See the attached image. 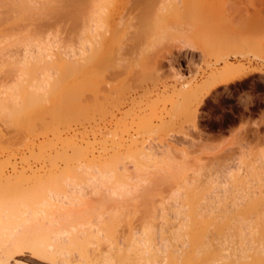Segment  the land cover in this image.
Segmentation results:
<instances>
[{"label": "rangeland", "instance_id": "374dc122", "mask_svg": "<svg viewBox=\"0 0 264 264\" xmlns=\"http://www.w3.org/2000/svg\"><path fill=\"white\" fill-rule=\"evenodd\" d=\"M105 1L107 11L102 9V15L106 27L102 36L106 38L102 37L103 47L94 44L102 50L97 52V47L93 54L86 51L85 55L81 50H86L92 0H27L28 3L25 0L26 6L22 0H0L1 96L28 90L29 86L21 87L25 83L21 79L27 74L20 72L27 53H32L28 58L32 63L38 60L43 63L40 70L46 74L35 71L38 79L51 74L53 78L49 77L58 81L59 57L64 54L66 57V52L65 59L77 55L72 59L86 65L61 87L48 79L50 88L54 86L53 92L46 86L49 91L45 87L48 91L44 92L45 102L21 111L25 117L14 121L17 127L3 118L0 120V134L4 135H0V172L4 170L0 182H6L5 175L6 179L15 175L17 178L10 176L11 185L17 183L19 191L27 194L37 186L34 173L43 175L53 166L52 169L66 171L72 165L83 169L94 164L89 168L96 170L118 157L121 159L117 163L123 164L130 157L141 159L143 152L155 151L158 156L166 153L172 167L168 168L167 163L168 169L154 171L147 166L144 173H139L140 178H134L137 172L131 173L134 179L123 181L129 185L124 193L127 195L119 198L106 188L100 194L87 188L83 197L86 208L102 211L104 219L110 222L109 214L119 210L115 214L121 215H113L112 236L103 238L99 246L96 243L90 246L105 252L118 240V245L115 244L118 247L121 244L120 249L124 247L120 250L122 254L131 237L144 238L142 229L151 225L155 228L156 244L159 240L165 243H161L165 253L159 257L161 251H157V262L148 258L153 264H171L172 260L174 264H220L226 258H230L226 259L228 264L235 261L264 264L263 245L255 232L259 229L256 225L264 222V55L260 45L264 41V0ZM165 9H170L167 17ZM192 10L207 21L197 40L198 47L182 48V42H176L167 33L149 34V27L158 24L161 17L169 21L178 13L188 14ZM45 50L54 51V56ZM88 53L95 57L92 59ZM231 63H242L250 73L215 86L201 102L192 99L194 87L211 83L213 75ZM101 70L103 73H98ZM74 94L80 96L71 99ZM90 103L92 115L88 114ZM132 160L124 162L130 168L124 172H133ZM22 174H26L25 179ZM21 178L31 179L26 183ZM10 182L7 180L9 187ZM190 218L197 221V226ZM240 231L244 234H239ZM191 234L193 238L197 234L193 240L200 247L206 244L201 248L205 250L203 254V250L198 254L200 249L190 240ZM117 246L114 251L118 253ZM205 248L213 249L214 254ZM193 249L196 251L192 253ZM132 252L130 255L123 251L130 256L135 253ZM136 257H127L123 262L136 264ZM19 258L28 264H49L27 251Z\"/></svg>", "mask_w": 264, "mask_h": 264}, {"label": "bare ground", "instance_id": "6f19581e", "mask_svg": "<svg viewBox=\"0 0 264 264\" xmlns=\"http://www.w3.org/2000/svg\"><path fill=\"white\" fill-rule=\"evenodd\" d=\"M22 1L24 2L25 6H26L25 0H22ZM30 1H32V0H30ZM104 1L105 0H92V2H91V11L89 13L90 17L88 16L90 18L89 19V21H90V23H89L90 24L89 25V27H90L89 28V36H88L87 40L85 39L86 42L84 45L86 46V50H84V49L81 50L82 53L83 52L85 53L86 51L92 53L93 50L96 51L95 48H97V47H98L97 49H99V50H97V52H99V51L101 52V50H102L101 49L103 47V44H102L103 42H101L102 37H103L102 31L105 30V27H106V22L103 19L104 13L102 15V12L106 8L104 6L107 5L106 1L104 4ZM164 1H166V0H164ZM169 1L175 2V1H179V0H169ZM169 1H166V2H169ZM26 2H27V0H26ZM171 5L173 6V10H174V4L172 3V4H170V6ZM175 6H176V4H175ZM102 9H104V10L102 11ZM169 10L170 9H167L166 13H165V11L163 12L166 14V17L168 16L167 11H169ZM105 11H107V10H105ZM161 12H162V10H161ZM165 14L163 15L164 18H166ZM159 20H161V21H159ZM156 22H157V20H156ZM206 22H207L206 19L201 15V13H198V12L192 10V12H189L188 14H184V13L179 14L178 13L177 15H174L173 18L169 21H168V19L162 20V17H161L160 19H158V24L155 23L156 25L154 27H152V26L149 27L148 31H149L150 35H160L161 33L170 34L176 39L175 40L176 42L177 41L182 42V48H185V47L196 48V47H198L197 40H199V38H201L200 37L202 35L201 33H203V32H201V30L203 31L205 29ZM203 26H204V28H203ZM165 34H164V36H165ZM95 42H97L98 45L100 44L99 46H102V47L99 48L98 45H94ZM260 45H261V49H262V52L264 55V41L263 40L260 43ZM40 48H41V46H40ZM201 49H204V47ZM28 50H29V48H28ZM47 50H45V53ZM51 50L49 52L48 51L47 52L49 53V56L51 55L53 57L54 55H52V54L54 51L51 52ZM41 53L42 52H40V55H41ZM66 53L68 55V52H66ZM90 53H88V54L91 57V55L93 53L92 54H90ZM78 54H80V53H78ZM88 54H87V56H88ZM30 55H29V53L26 54V56L24 58V60H26V62L23 60L26 64L24 65V68L22 67V70H20V72H22V74H27V76L28 75L30 76V78H29V76L27 77L26 75H24L23 79H21V80H23L21 83L25 82L23 85L24 87L23 86H21V87L25 88L26 86H29L28 88L26 87L28 90L26 92H18V94L16 91H14L16 93L15 94L11 90V92L10 91L9 92L10 93L13 92V94H9V95L6 94L7 96H3V95L1 96L0 95V120L3 118L5 120L9 121L10 123H13V125H16V123H14L15 120L20 121V120H22V118L25 117V115L22 114V112L24 110L31 108V107L33 108L34 106H40L42 104V102L44 101V92L46 91L45 87L49 86L48 84L50 83L49 82L50 80L53 81V79H51L49 77V75L51 76V74H47L48 77L46 75H41V74H46V73H42L40 70V69H42L41 65H43V63L40 64V60L35 61V63H32L30 60H28V58H30ZM67 55H66V57H67ZM85 55H86V53H85ZM64 56H65V54L63 55V57L58 56L60 58V60L58 59L59 60V63H58L59 68H56L57 70L59 69L58 70L59 72L61 70L60 76L58 74V71L56 70L59 78H61V79L59 80L58 76L56 75L58 81H56V80L53 81L55 83L57 82L59 84L58 86H60V87L63 86L66 83L65 80L68 77H71V75L73 76L75 72H76L75 74H77V71H83L80 69H83L84 68L83 66L85 65V62L83 65H80V64H78L79 60L77 62L76 59H72V58H76L77 55L76 56L75 55L70 56V54H69L70 57H68L67 59H65L66 57H64ZM93 56L95 57V54ZM58 57H56V58H58ZM90 57H88V58L90 59ZM94 57H91V58L93 59ZM236 57H237V55H236ZM50 58L51 57H49V59ZM80 59H82V58H80ZM92 59L88 60V61L91 62ZM51 60H52V58H51ZM24 62H23V64H24ZM44 65L46 66V64H44ZM97 65L99 66V64H97ZM45 66H44V68H46ZM99 67H101V65ZM53 68L55 69V67H53ZM46 69H43L42 71H44ZM37 70H38V72L40 70L39 73H41L40 74L41 77H39V78H41V79H38L37 78L38 76L36 77L34 75L35 71L37 72ZM101 72H102V70L98 73H101ZM248 73H250L249 69L247 70L245 65H243L242 63H240V64H232V63L226 64L223 69L219 70L218 73L213 75V80L210 81L211 83H204V84L201 83L202 85L193 88L194 91L192 90L193 91L192 99L196 98V100L198 99L197 101L201 102L203 100V98L207 94H209L211 89L214 88L215 86L220 85V84H228L229 82H232L236 79L245 77ZM42 76H45L47 78L42 79ZM181 77H178V78H181ZM48 79H50V80H48ZM17 84L15 86H18ZM20 84H19V87H20ZM47 87H46V89H47ZM52 87H54V86H52ZM49 88H50V86H49ZM51 88H50V90H51ZM90 90H92V88H90ZM48 91H46V92H48ZM51 91L53 92V90H51ZM69 92H71V91H69ZM189 93H191V92H189ZM75 95L77 97L80 96L79 94H74V96ZM188 95H190V94H188ZM76 96L74 98H71V97L70 98L75 99ZM77 99L79 100L81 98L79 97ZM91 101H92V98H91ZM92 105L93 104H91L89 106V112H88L89 115L93 114ZM192 109H190V110H192ZM193 117H195V115ZM39 124L41 125V123H39ZM15 127H17V125ZM108 132H110V131H108ZM104 134H107V132H105ZM0 135L4 136L3 133ZM110 140H112V139H110ZM103 150L104 149L102 148V151ZM159 154H161V153H159ZM61 156L63 157V155H61ZM131 156H133V155H131ZM263 156H264V153H263ZM69 157L67 158L65 156L64 158L70 159L72 161V159ZM105 157H103V158L105 159ZM113 157H115V156H113ZM74 158H75V156H74ZM130 158L133 159L134 157H130ZM119 159H121V158L118 157V160L113 161V163L112 162L111 163L110 162L109 163L108 162L103 163V164H105L104 166L100 165V167H103V169L101 168L102 169L101 170L100 167H98L99 170L96 169L98 171H96L95 169H91L92 167L95 166L94 164H93L94 166L92 164H91L92 166L90 164H87V166L85 165V167H84L85 170H86V167L87 168L91 167L88 170H86V172H84L85 171L84 168L83 169L79 168L80 169L79 170L77 167L74 168L75 166H73V165H72V167H70V168L68 167V169H67L66 166L69 165V164H67L66 166H64L66 168V171L64 169H60V170H62V172H61L58 169L59 170V172H58V170L56 168L52 169L54 167L53 166L52 168H50L49 171H47V172L45 171L44 172L45 174H43V175H41L42 173H39L40 175L34 173L35 176H32L34 174H28L29 176L31 175L32 177L35 178L34 182L37 183L36 184L37 186L33 189L34 191L29 190L31 193H28L29 192L28 191L27 194H24L25 193L24 191L23 192L19 191L20 186L16 187L17 183L15 185L12 184L13 186L11 185L12 182H10V180L12 178H10V176H12V174H10V176L8 175L9 176L8 179H6L7 175H5L6 177L4 179L6 180V182L4 183L3 182L4 180L1 181L2 183H4V185L2 186L1 182H0V185L3 188L2 189L0 187L1 188L0 189V199H1L0 200V202H1L0 203V264H10L12 262L17 263V264H28L25 260H22L21 258H19V256L22 254H25L26 251L29 253L30 256L37 258L38 260H41L43 262H47L49 264H127V262L125 263L123 261L127 257H132V256L133 257L137 256L135 258V259H138V262H136V264L141 263L143 261V259L147 260L144 262V264H151L154 260L157 262L158 261V259L156 258L157 254L161 251V253H159V255H158L160 257V254L165 253V251H164L165 246L161 247L165 243H162L163 242L162 241L161 242L163 244L162 245L161 243H159L160 242V240H159V242H157V244H156L155 238L157 236L155 235L156 234L155 228L153 229L154 226H151L150 224H149L150 226H147V227L144 226V228L142 229L143 230L142 232L145 234L144 238L133 236V237H131L132 239L130 238L131 239L130 241L128 240L130 243L127 244V246L125 247V249L127 248L128 251L125 249L123 251H125L126 253H129L130 255H131V251L135 252L134 255H132V256H130L128 254L126 255L125 253H123V251L121 254L120 250H122L124 247L120 249L119 247L121 246V244L119 247L117 246L118 240L116 242H114V245L111 243V245L109 246V250H106L105 252L100 247L92 248L90 246L91 244H94V243H96V245L99 246L101 244V241L103 240V238H106L110 235L112 236V234H113L112 230H115L112 228V227H114L113 226V224H114L113 221H115L114 216H118L120 214H118V215L115 214L116 211H119V210H116L115 213H112V215L109 214V216H111V222H110V220L104 219L102 211L98 212V211H95V210L93 211V210L86 208L84 206L83 197L87 194L86 190L88 187H91L97 194H100L101 191H103L102 189L106 188L110 192L111 195H113L115 197H119V196L122 197V195L127 191V189H126L127 186H129L128 184H124L126 182L123 183V181H129L130 179H132L133 173L137 172L136 175H138V176H134V178H136V177L140 178L139 175L141 173H144V171L146 170L145 168H147V166H149V168H152L154 171L155 170L160 171V169L162 170L165 167L166 168L163 170H166V169L172 167V165L170 166V164H169L170 161L168 163L169 157L167 156L166 153H162L160 156H158V153H156L155 151L143 152L141 155V159L136 160L134 158L135 167L133 165V168H134L133 172H128V171H130V168L128 166V169H129L128 170L126 166L129 164L125 165L124 164L125 161L123 162V164L120 162V164L123 165V167H121V166L119 167L118 165H120V164L117 163L119 161ZM131 160L129 162L126 161L125 163H131ZM134 161L132 163H134ZM51 165H53V163H51ZM167 165H168V168H167ZM57 168H58V166H57ZM135 168H136V170H135ZM29 169L32 170V168H29ZM34 170H36V169H34ZM38 170L39 169H37V171ZM125 170H128L127 173L124 172ZM2 171H3L2 173H4L3 169H2ZM22 172L24 173V172H26V170H22ZM2 173L0 172V174H2ZM128 173H129V175H127ZM20 174L18 173L17 176L18 177L21 176ZM22 175L24 178V176L26 174H22ZM142 175H141V177H142ZM13 176L15 177V175H13ZM2 178H3V176H2ZM15 178H17V177H15ZM23 178H21V179H23ZM24 179L22 181L27 183L31 178L28 179V181H27V179H26V181H24ZM0 180H2V179H0ZM7 180H8V183L10 182V185H11L10 187H9V184L6 185ZM22 181L21 182L18 181V182L20 184H22ZM29 184H31V183H29ZM24 185H23V187H24ZM7 186H8V189L6 188ZM4 187H5V189H4ZM30 189H32V188H30ZM108 191H106V192H108ZM13 194L15 195V197ZM110 194H108V195H110ZM9 195H11L12 197H10ZM124 195H127V194H124ZM113 196H111V197L114 199L115 197H113ZM13 197H14V199L11 200V198H13ZM126 197H128V196H126ZM112 198H108L109 199L108 201H110V199H112ZM5 199H9L10 201L8 200L9 202H7ZM115 199H117V198H115ZM2 200H5V201L2 202ZM112 202H114V201H112ZM119 204H120V202H119ZM113 205L115 206V203ZM113 209L115 210V208H113ZM105 220H107V221L105 222ZM191 220L193 221V219H191ZM152 221H153V219H152ZM196 222H194L195 226H197ZM107 223H109L111 225V227L109 226V224L107 225ZM201 223H202V221H201ZM194 224L192 223V226ZM251 226H249V227H251ZM256 226L259 227V229H257V231L259 233L257 231H255V232L257 234H259L257 236H259V241L261 240V243L263 245L262 249H264V222H262V223L259 222V224ZM194 229H196V228H194ZM254 229L256 230L255 227H254ZM154 232H155V234H154ZM239 234H241V231ZM242 234H244V233H242ZM195 236H194V238H195ZM194 238L191 234L190 240L192 239V241H194L193 240ZM161 240H163V238ZM195 240H197V239H195ZM154 242H155V244H154ZM158 243L161 244L160 248L158 247L159 246ZM196 244L198 245L197 242H195V245ZM203 244L206 246L205 243H203ZM191 245H194V243L193 244L191 243ZM199 245H200V243H199ZM199 245L197 247H199L200 253H198V250L196 248L195 249L197 251L193 249V250H191V252L193 253L194 251H196L195 253L201 254V251L203 250L202 251V254H203V252L205 250L201 249V248H204L203 247L204 245L201 247ZM116 246H117L118 253L114 251L116 249ZM155 247H158V249L157 248H156V250L153 249ZM261 247H260V249H261ZM208 249L210 250V248H208ZM208 249H206V250H208ZM260 249H259V251H260ZM158 250H160V251H158ZM165 250L167 252V247L165 248ZM157 251H158V253H157ZM210 251H212V253H213V249H211ZM210 251H209V253L212 254ZM152 252H154V253H152ZM191 252H189V254L191 256H193V254ZM115 253L120 254V256L115 255ZM195 255H197V254H194V258H198V255H197V257ZM204 255L202 257H204ZM263 255H264V252L261 255L262 258H263ZM182 256H183V254H182ZM207 256H208V254H207ZM209 256H210L209 258H211V255H209ZM222 256L219 257L220 258L219 260H221L223 258ZM227 256H225V257H227ZM258 256H259V254H258ZM169 257H170V255H169ZM202 257L200 256V258H202ZM229 257H231V256H229ZM148 258L149 259L154 258V259H153V261L151 260L152 262H150V260H148ZM213 258H215V255ZM226 259L229 260L230 258H226ZM226 259H223L222 261H224ZM170 260H172V258ZM191 260H192V258H191ZM200 260L201 259H199L198 261H200ZM172 261L170 263L174 264V262H172ZM205 261H207V260H205ZM222 261H219L220 264H222ZM161 262H162V260H161ZM228 262L229 261L226 260L224 262V264H228ZM230 262L232 263V261H230ZM203 263H204V261H203ZM234 263L236 264V261ZM237 263L240 264L241 262H237ZM217 264H218V262H217Z\"/></svg>", "mask_w": 264, "mask_h": 264}]
</instances>
